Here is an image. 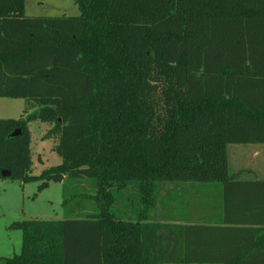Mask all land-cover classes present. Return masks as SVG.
<instances>
[{
    "label": "trees",
    "instance_id": "trees-1",
    "mask_svg": "<svg viewBox=\"0 0 264 264\" xmlns=\"http://www.w3.org/2000/svg\"><path fill=\"white\" fill-rule=\"evenodd\" d=\"M75 3L29 17L0 0V98L27 103L0 119V180L64 182L70 206L17 223L0 264H264V181L236 179L228 154L264 145V0ZM33 121L62 159L38 177Z\"/></svg>",
    "mask_w": 264,
    "mask_h": 264
},
{
    "label": "rangeland",
    "instance_id": "rangeland-1",
    "mask_svg": "<svg viewBox=\"0 0 264 264\" xmlns=\"http://www.w3.org/2000/svg\"><path fill=\"white\" fill-rule=\"evenodd\" d=\"M25 10L29 17L80 15L75 0H25ZM26 105L24 99L0 98V119L22 118ZM28 129L32 153L29 175L38 177L45 170L61 164L62 159L54 151L53 141L45 138L50 129L48 124L33 121L29 123ZM250 147L252 145L228 147L233 173L262 175L263 171L256 172L253 169L249 158ZM42 184L43 182L38 181L23 183L20 180H0V258L13 257L21 252L22 233L16 228L17 223L28 220H63L70 212V206H64V182L51 181L47 188L39 190ZM73 186L77 185L74 183ZM81 188L89 189L86 181L82 182ZM78 191L80 193V188Z\"/></svg>",
    "mask_w": 264,
    "mask_h": 264
},
{
    "label": "crops",
    "instance_id": "crops-1",
    "mask_svg": "<svg viewBox=\"0 0 264 264\" xmlns=\"http://www.w3.org/2000/svg\"><path fill=\"white\" fill-rule=\"evenodd\" d=\"M250 150V159L252 160V164L254 166V170L256 172H260L263 171L262 175H244V174H236V179L238 180H252V181H264V145H252V148H249ZM230 157V155H229ZM254 161V162H253ZM252 169V172H253ZM252 174H256V173H252ZM187 209L183 210L182 213H186ZM207 212V211H206ZM206 212L204 213V215L206 214ZM165 214L166 211L165 209H163L161 206L157 207L156 211L154 212V217L155 219H158L159 222L164 223L163 220H165ZM179 217V216H178ZM184 217V216H180ZM186 219H190L191 222H195L197 220H199L200 218L198 217V215H187ZM185 219V220H186ZM168 220H173V219H168ZM59 221V220H57ZM166 224H181L184 225V223L181 222H174V221H170V222H166ZM263 229H261L262 231H264V227H262ZM256 243H257V247L258 248H262L264 246V236L263 234H261V236L259 235L256 239Z\"/></svg>",
    "mask_w": 264,
    "mask_h": 264
},
{
    "label": "water",
    "instance_id": "water-1",
    "mask_svg": "<svg viewBox=\"0 0 264 264\" xmlns=\"http://www.w3.org/2000/svg\"><path fill=\"white\" fill-rule=\"evenodd\" d=\"M20 130H17V131H15V132H13L11 135H10V137H17L18 135H20ZM2 176L4 177V178H9V176H10V173L7 171V170H4L3 172H2Z\"/></svg>",
    "mask_w": 264,
    "mask_h": 264
}]
</instances>
